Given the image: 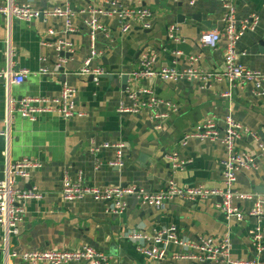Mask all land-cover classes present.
Returning a JSON list of instances; mask_svg holds the SVG:
<instances>
[{
	"label": "crops",
	"instance_id": "1",
	"mask_svg": "<svg viewBox=\"0 0 264 264\" xmlns=\"http://www.w3.org/2000/svg\"><path fill=\"white\" fill-rule=\"evenodd\" d=\"M7 0H0V8ZM116 0H71L75 16L73 32H67L63 18H40L23 22L0 15V70L6 67L27 71L28 78L21 85L0 80V166L6 160L37 161L41 168L31 173L28 183L17 179L20 189L36 188L43 192L42 201H29L19 234L4 244L5 233L0 228V250L6 248L0 264H26L19 255L35 250H71L89 246L108 255L113 264H203L193 261H176L169 255L162 262H151L130 242V232L143 231L153 237L162 228L175 226L179 235L190 242L204 237L222 238L230 234L232 258L264 262V252L259 255L255 238L264 243V219L248 218L244 222L228 220L218 209L221 199L189 202L175 199L164 208L149 207L136 198L128 200L122 214L112 210L111 204L91 198L74 203L63 202L60 191L66 176L76 180L82 176L89 186L99 188L135 186L156 193L165 190L173 179L181 187H223L221 162L226 157L224 145L192 139L185 147L180 145L184 134L191 132L207 119L217 120L221 135L229 114L243 128L256 133L260 141L244 136L237 149L256 158V169L238 174L235 192L256 194L264 186V100L254 94V85L246 83L233 89L227 82H210L204 86L197 80L179 82L162 80H134L131 77L128 92H152L160 102L157 112L162 118L152 119L148 114L139 116L119 113L121 104L131 106L128 92L123 91L122 77L140 68L145 54L154 57V67L176 66L180 70L197 68L208 73H223L227 41L222 39L217 48H204L201 34L225 28L226 9L221 0H124L126 6L135 8L141 3L153 12L151 29L133 24V31L122 34L116 17H100L107 33L96 34L91 40L85 20L91 8L107 6ZM34 10H51L62 5V0H16ZM240 22L258 18L253 31L244 34L238 43L240 62L251 70L264 72V0H235ZM176 27L173 37L170 29ZM53 30L51 36L49 31ZM70 53L60 58L58 46ZM67 44L72 45L68 51ZM95 50L100 58L94 66L109 70V78L99 82L90 76H79L86 60ZM181 52V55H177ZM198 62L191 63V58ZM44 69L52 75H42ZM133 81V82H132ZM63 84L77 90V110L84 117L65 120L45 113L35 122L21 118L17 112L19 102L26 98H57ZM231 92V97L226 96ZM148 98V95L143 97ZM8 109L12 117L6 124ZM104 144H123L124 167H110L117 151L104 149L94 154L93 148ZM178 154L183 169L174 171L166 157ZM7 158V159H6ZM102 166L99 167V165ZM255 201L236 202L243 211H250ZM151 242L144 247L150 248ZM175 249L172 248V252ZM45 264V263H42ZM78 264V263H74ZM205 264H224L205 263Z\"/></svg>",
	"mask_w": 264,
	"mask_h": 264
},
{
	"label": "built area",
	"instance_id": "2",
	"mask_svg": "<svg viewBox=\"0 0 264 264\" xmlns=\"http://www.w3.org/2000/svg\"><path fill=\"white\" fill-rule=\"evenodd\" d=\"M93 2V0H88ZM181 1V0H177ZM194 4V0H189ZM5 7L0 8V15H3L11 21L12 19L31 22L42 18H63L67 24V32H73L72 19L75 16L71 0H62V5L51 10H34L28 5H19L16 0H7ZM226 9L224 17L225 28L221 32L219 30H210L202 32L201 44L204 48H217L222 39L227 41L225 52V70L223 73H208L203 70L190 68L180 70L176 66H165L160 69L154 67L155 59L149 54L143 55L140 60V68L138 71L130 75L134 80H162L179 82L184 79L197 80L204 86L210 82H227L231 89L235 86H243L246 83L254 85V94L257 98L264 100V72L249 69L240 62V53L238 51V43L244 34L253 31L259 19L254 18L251 21L240 22L237 14L235 0H221ZM90 17L85 20L86 26L90 30L91 40L94 42L96 34L107 33L106 29L100 24V17H116L120 24L121 33L126 35L133 31V24L139 22L144 30L151 29V20L153 12L142 3L135 8L126 6L124 0H116L110 2L107 6L99 8H91L89 10ZM176 27L170 29V35ZM53 36V30L49 31ZM108 36V33L106 34ZM64 46H58L59 53L63 51ZM68 51H72V45L67 44ZM70 54V53H68ZM177 52V55H181ZM100 58L99 54L92 50L91 56L86 60L83 68L79 72V76H90L94 81L99 82L104 76L111 73L103 66H94L93 62ZM198 62V58H191V63ZM42 75H52L53 73L44 69ZM28 78L27 71L14 72L13 69L7 68L0 70V80L4 81L7 86L10 84L21 85ZM132 80V79H131ZM133 82V81H132ZM128 92V91H127ZM148 95L147 99L143 97ZM77 90L73 87L63 84L61 94L57 98L35 97L26 98L19 102L17 112L21 118L35 122L38 117L45 113H52L60 116L65 120L74 117H84L85 114L77 110L76 104ZM226 96L231 97V92ZM128 99L131 106L121 104L118 112L129 115L139 116L148 114L152 119L162 118L156 108L159 101L154 94L149 91L128 92ZM12 117L8 109L6 124L9 126ZM225 130L221 135L220 126L215 119H207L203 123L197 125L191 132L184 134L180 140V145L185 147L192 139L201 142H221L226 150V157L221 162L223 172V187L220 189L209 188L207 186L198 187H181L173 179L168 181L165 190L150 193L140 190L135 186H116L99 188L89 186L85 183L82 176L76 180H72L66 176L62 182L60 191L61 198L65 203H74L91 198L97 202H107L111 204L112 210L117 214H122L128 207V200L136 198L141 204L149 207L164 208L167 203L182 199L189 202L209 201L212 199H221L217 205L218 209L225 215L228 220L235 219L244 222L248 218L258 220L264 219V195L245 194L235 192L234 188L238 181V174L244 171L256 169V158L249 153L237 149L238 141L244 136H249L256 141H260L258 134L246 131L231 114L225 119ZM6 131H0V137L7 138ZM110 149L117 151L114 161L109 163L110 167H124V149L123 144H104L100 147L93 148L94 154L100 150ZM261 151L264 153V145H260ZM177 153H173L166 157V160L174 171L183 169L186 162H181ZM7 159V158H6ZM5 179L0 182V228L4 230V244H9L13 235L19 234V227L22 223L25 213L24 205L29 201H42L45 197L44 193L36 188L20 189L17 186V179H22L26 183L30 181L31 173L41 168V164L37 161L24 160L21 162H5ZM102 164L99 165V167ZM255 201L254 207L250 211H243L236 202ZM127 239L136 245L140 254L151 262H162L169 255L176 261H193L197 263H218L224 264H264L258 260H235L232 258V243L230 234L222 238L204 237L198 242H190L179 235L175 226L162 228L153 237H149L143 231L130 232ZM151 242V247H144L145 242ZM256 249L259 255L264 252V243L262 237L257 235L255 238ZM174 248L175 252H172ZM3 255L9 259L11 256L6 248H2ZM12 257H19L26 264H113L111 258L89 246H82L71 250H35L23 253L21 255L12 253Z\"/></svg>",
	"mask_w": 264,
	"mask_h": 264
},
{
	"label": "water",
	"instance_id": "3",
	"mask_svg": "<svg viewBox=\"0 0 264 264\" xmlns=\"http://www.w3.org/2000/svg\"><path fill=\"white\" fill-rule=\"evenodd\" d=\"M42 18V17H41ZM71 54H68L66 53L65 51H62L59 53V56L60 58H67L69 57ZM110 76H104L103 78H109ZM91 80H94L93 77L90 78ZM122 84H123V91L124 92H127L128 89H129V85L131 83V78L129 75H124L122 77ZM1 82H4V81H1ZM5 169H6V166L5 165H2L0 166V182H3L4 179H5ZM256 193L259 194V195H264V186H261V187H257L256 188ZM3 257V253L2 251L0 250V260L2 259Z\"/></svg>",
	"mask_w": 264,
	"mask_h": 264
}]
</instances>
